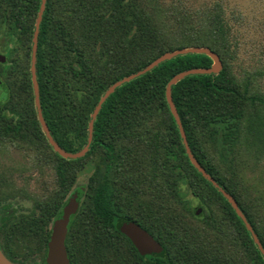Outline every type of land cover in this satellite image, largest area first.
<instances>
[{"label":"trees","instance_id":"obj_1","mask_svg":"<svg viewBox=\"0 0 264 264\" xmlns=\"http://www.w3.org/2000/svg\"><path fill=\"white\" fill-rule=\"evenodd\" d=\"M41 5L42 0H0V48L9 52L0 82V139L32 152L49 150L43 161L55 178V187L44 192L34 213L0 218L4 254L24 264L27 255L39 253L46 264L51 225L90 161L95 170L84 194L80 191L84 203L77 215L85 226V242L79 260L71 228L72 264H90L101 253L105 258L108 248V264H148L120 231L127 221L140 224L161 243L155 264H264L244 222L191 164L167 101L174 76L211 68L213 60L203 54L178 55L118 88L95 121L88 155L66 160L50 145L35 103L31 60ZM168 16L142 0H47L37 74L44 118L64 150L75 153L86 146L92 113L110 86L162 55L195 45L210 48L223 62L232 57V28L222 4ZM194 19L199 26L189 30ZM182 20L186 28L175 30ZM19 45L27 50L23 60L14 54ZM172 97L194 156L238 201L264 246L263 234L237 194L235 169L220 170L209 150L242 143L247 122L250 138L263 142L264 123L255 124L252 109L264 100L249 95L227 66L220 74L183 79L172 87ZM183 186L204 209L199 216L183 197Z\"/></svg>","mask_w":264,"mask_h":264},{"label":"rangeland","instance_id":"obj_2","mask_svg":"<svg viewBox=\"0 0 264 264\" xmlns=\"http://www.w3.org/2000/svg\"><path fill=\"white\" fill-rule=\"evenodd\" d=\"M142 1L160 14L164 11L169 16L189 12L195 14L197 11L204 10L206 6L215 3L222 4L226 10V19L232 28L231 39L234 42V53L231 58H225L224 68L228 67L231 74L249 95L264 100V0ZM190 25L192 29L189 30L197 28L199 20L194 19ZM186 26L182 20L180 24L175 23L173 27L179 31L178 28L184 30ZM13 45L12 43L10 46L13 47ZM194 47L204 46L189 45L186 48ZM15 51L17 53L14 54L23 60L27 52L26 48L19 45ZM8 53L0 48V54L7 57V62ZM7 62L0 63V76L2 72L8 71V67L4 66ZM252 116L256 125L259 124L256 120L261 119L264 123V105L262 103L255 105L252 109ZM247 136L251 137L248 122L242 143L239 142L232 148L223 144H219L216 149L208 148L220 170L226 172V169L231 165L235 169L237 194L243 206L250 213L251 219L264 236V141L258 143L252 138L247 140ZM47 152L49 153V150L43 149L32 152L15 144L3 143L0 139V218L28 216L34 213L37 203L46 195L44 192L55 187L54 171L43 161L45 160L44 154ZM222 154L225 155V158L222 157ZM94 170V163L88 161L84 170L80 172L76 188L85 189ZM182 195L195 209L194 213L196 214L197 207H200L198 200L193 197L186 186H183ZM191 220L199 226L201 225L197 223V219L191 218ZM54 223L55 221L51 225V231ZM24 264H43L41 254L27 255Z\"/></svg>","mask_w":264,"mask_h":264},{"label":"water","instance_id":"obj_3","mask_svg":"<svg viewBox=\"0 0 264 264\" xmlns=\"http://www.w3.org/2000/svg\"><path fill=\"white\" fill-rule=\"evenodd\" d=\"M46 5H47V0H42L41 10H40V14H39V17L36 23V30H35L34 39H33L32 60H31L32 83H33V88L35 92V103H36V107L38 111V118L42 126L43 132L45 133L54 151L66 160H78L88 155L91 149L93 138H94L95 121L100 111L102 110L103 105L110 98V96L116 92L118 88L152 71L153 69L160 66L162 63L168 60H171L178 55H184V54H189V53L203 54V55L210 57L213 60V64L211 68L193 69V70H189V71H186V72H183V73H180L174 76L169 82L168 87H167V92H166L167 101L169 103L171 112L178 124L180 134H181V137L184 142L185 149H186V153H187V156L191 164L203 175L205 179H207L210 183H212L227 199L229 204L235 210L236 214L244 222L255 244L258 246V248L260 249V251L262 252L264 256V246L260 238L256 234L253 226L249 223L246 214L243 212L240 205L238 204V201L217 183V181L206 171V169L199 163V161L194 156L192 149L190 148L187 135L183 128L178 110L175 106V103L172 97V87L177 85L179 82H181L183 79L189 76L220 74L224 69V64L220 56L207 47H194V48H185L181 50H176L174 52H169V53L162 55L161 57L156 59L154 62H152L147 68L138 72L137 74L128 76L116 82L115 84H113L112 86L108 88V90L104 93V95L100 99L98 105L95 107V110L91 116V120L89 123V138H88V142L86 146L78 152L71 153V152L64 150L55 141V139L53 138L51 134L50 128L44 118L42 108H41V95H40V87H39V82H38L37 63H38L40 27H41V23L43 20V14L46 10ZM6 62H7V57L3 54H0V63L4 64ZM0 82H1V76H0ZM79 201L80 200L77 194L72 196L69 202L63 208L61 216L54 223L52 232H51V237L48 243L46 264H71V261L68 256V251L66 248V239L68 235V227L70 224L71 217L72 215L77 213L78 208H79ZM202 211H203L202 207H197L196 215L199 216L202 213ZM120 231L132 241V243L135 245V247L139 250L141 254L143 255L153 254V253L162 254L163 247L155 240V238L148 231L143 229L138 223L133 222V221H127L121 226ZM0 264H17V263L11 261L4 254V252L0 249Z\"/></svg>","mask_w":264,"mask_h":264},{"label":"flooded vegetation","instance_id":"obj_4","mask_svg":"<svg viewBox=\"0 0 264 264\" xmlns=\"http://www.w3.org/2000/svg\"><path fill=\"white\" fill-rule=\"evenodd\" d=\"M80 191H81V188H76V186L74 185V187H73V189H72V192L70 193V195L68 196V198H67V200H66V202L68 203L69 202V200H70V198L72 197V196H74V195H78V197H79V208H78V211H77V213H75L74 215H72V217H71V220H70V224H69V227H68V235H67V239H66V248H67V251H68V256H69V259H70V254H69V250H68V244H69V238H70V233H71V228H73V229H75V231H76V238L75 239H73L72 240V242H73V245L76 247V249H77V258L79 257V260H80V250H81V245L83 246V244H84V242H85V239H84V231H85V229H84V225H83V223L82 222H80L81 220H79L78 218V216L77 215H79V212H80V210H81V207H82V204L84 203V195H83V197H81V195H80ZM82 191H83V194H84V192H85V189L84 188H82ZM57 221V219L55 220V222ZM140 225V224H139ZM141 226V225H140ZM107 228L109 229V230H111V228L110 227H108L107 226ZM106 228V229H107ZM144 229V228H143ZM146 230V229H145ZM146 231H148V230H146ZM112 232V231H111ZM149 232V231H148ZM122 233V232H121ZM150 233V232H149ZM123 234V233H122ZM151 234V233H150ZM152 235V234H151ZM126 236V235H125ZM153 236V235H152ZM127 237V236H126ZM154 237V236H153ZM128 238V237H127ZM155 238V237H154ZM129 239V238H128ZM155 240L161 245V243L159 242V240L158 239H156L155 238ZM0 241H1V239H0ZM129 241L131 242V244L133 245V247L135 248V250H136V252L138 253V255L139 256H141V261L142 262H145V263H148V264H155L156 263V261H157V259L159 258V256H160V253H153V254H147V255H143V254H141L140 252H139V250L135 247V245L132 243V241L129 239ZM71 242V243H72ZM73 250V249H72ZM111 255V253H110V249L108 248L107 250H106V256H105V258H103V254L101 253V254H99V256H96V257H94V259H93V261L90 263V264H100V263H103V260H106V264H108L109 263V261H108V259H109V256ZM70 261H71V259H70ZM71 264H72V262H71ZM80 264H85V263H82L81 261H80ZM104 264V263H103Z\"/></svg>","mask_w":264,"mask_h":264}]
</instances>
